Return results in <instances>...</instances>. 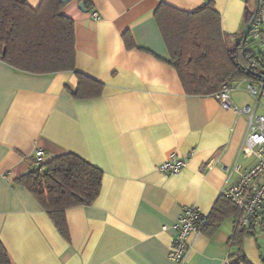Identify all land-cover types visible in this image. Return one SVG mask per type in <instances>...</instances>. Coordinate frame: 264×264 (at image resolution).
<instances>
[{
    "label": "crops",
    "instance_id": "0c3cea01",
    "mask_svg": "<svg viewBox=\"0 0 264 264\" xmlns=\"http://www.w3.org/2000/svg\"><path fill=\"white\" fill-rule=\"evenodd\" d=\"M209 1L223 32H244L247 0H93L86 11L71 0L62 12L75 22L76 69L105 84L96 97L71 94L73 71L37 74L0 59V241L12 264H233L234 216L193 236L183 263L169 256L184 208L209 215L231 168L250 162L239 154L247 116L186 92L155 16L163 3L192 11ZM259 14L264 41V0ZM248 92L231 93L233 103L248 105ZM38 149L42 161L74 152L104 172L95 202L67 209L69 239L15 182L39 166ZM172 156L185 162L178 174L159 169ZM263 219L242 242L251 264H264Z\"/></svg>",
    "mask_w": 264,
    "mask_h": 264
},
{
    "label": "trees",
    "instance_id": "16d2710c",
    "mask_svg": "<svg viewBox=\"0 0 264 264\" xmlns=\"http://www.w3.org/2000/svg\"><path fill=\"white\" fill-rule=\"evenodd\" d=\"M75 1H84L87 10L93 8V0ZM68 3L42 0L34 8L27 0H0V59L17 69L37 74L73 71L78 87H68L71 94L78 99L96 97L102 94L105 84L76 69L75 22L62 12ZM255 6L256 0H247L245 26L253 17ZM155 16L169 49V62L177 70L187 93L211 95L226 83L262 78L264 57L258 56L251 31L244 45V32L240 35L223 32L221 15L212 2L192 11L163 3ZM124 37L129 47L134 45L128 32ZM254 59L258 60L255 66ZM103 175L100 167L80 155L63 152L42 161L40 166L35 165L15 182L29 189L60 233L69 239L67 209L93 204L101 192ZM229 216L235 217L230 243L237 247L230 254L231 262L251 264L243 252L242 242L246 236L256 237L255 221L241 226L237 206L223 195L210 212V223L204 230L212 233ZM260 226L264 228V219ZM0 264H12L1 241Z\"/></svg>",
    "mask_w": 264,
    "mask_h": 264
},
{
    "label": "built area",
    "instance_id": "2783aa9c",
    "mask_svg": "<svg viewBox=\"0 0 264 264\" xmlns=\"http://www.w3.org/2000/svg\"><path fill=\"white\" fill-rule=\"evenodd\" d=\"M93 17L98 19V13L94 12ZM261 24L262 19L258 14L250 31L258 56L264 57V41L260 34ZM256 64L258 60L254 59L252 65ZM244 83H247L246 88L254 97V105L248 104L240 107L234 104L231 93L235 87L232 84H224L219 91L213 94L224 108L247 116V132L239 154L250 162L247 165L240 162L235 163L229 171V180L222 192L224 197L237 206L238 221L241 226L249 225L257 215L264 211V102L262 101L264 73L259 81L244 79L238 82L237 87L239 88ZM43 154L42 149H38L35 153L39 166L42 163ZM184 165V161L172 156L160 165L159 169L167 174H178ZM233 173L236 177L230 179ZM209 223V215L204 214L197 207H185L175 224L177 234L173 239L169 256L179 263L186 261L193 249L192 237L199 235Z\"/></svg>",
    "mask_w": 264,
    "mask_h": 264
},
{
    "label": "water",
    "instance_id": "95a60500",
    "mask_svg": "<svg viewBox=\"0 0 264 264\" xmlns=\"http://www.w3.org/2000/svg\"><path fill=\"white\" fill-rule=\"evenodd\" d=\"M70 1L71 0H63V2L65 4L68 3V2H70ZM260 2H261V0H256V6H255V10H254L253 17H252L251 21L245 26L244 33H243V41H242L243 45L245 44V42H246V40H247V38L249 36L250 28H251L252 24L254 23L257 15L259 13V10H260ZM79 7L82 10H84V11L87 10L86 7H85L84 1H82V2L79 3Z\"/></svg>",
    "mask_w": 264,
    "mask_h": 264
},
{
    "label": "rangeland",
    "instance_id": "374dc122",
    "mask_svg": "<svg viewBox=\"0 0 264 264\" xmlns=\"http://www.w3.org/2000/svg\"><path fill=\"white\" fill-rule=\"evenodd\" d=\"M238 82L239 81H235L232 85L235 87V89L232 91L233 94H238V93H241V91H244V89H247L246 88V84L247 83H244V85H242V90L238 89L237 86H238ZM248 95V96H247ZM246 97L249 99L248 102L249 104L251 105H254V97L252 95H250V93L248 92L246 94ZM262 101L264 102V96L262 97Z\"/></svg>",
    "mask_w": 264,
    "mask_h": 264
}]
</instances>
